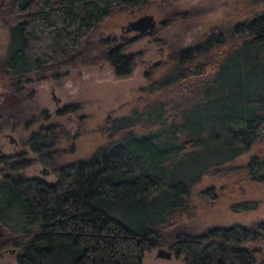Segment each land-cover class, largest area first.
I'll return each mask as SVG.
<instances>
[{
	"label": "trees",
	"instance_id": "1",
	"mask_svg": "<svg viewBox=\"0 0 264 264\" xmlns=\"http://www.w3.org/2000/svg\"><path fill=\"white\" fill-rule=\"evenodd\" d=\"M150 1L0 0L7 28L0 74L43 77L99 57L116 75H126L139 51L119 52L125 43L106 49L108 39L100 38L98 56L84 61L85 38L113 12L140 10ZM168 58L170 71L141 90L163 93L176 85L179 98L104 116L97 127L100 144L89 155L56 163L52 146L68 135L63 126L29 133L24 141L50 167L52 180L20 172L32 162L23 151L0 154V228L6 234L0 249L16 247V264H141L143 251L163 246L180 255L182 264L254 262L255 249L242 244L264 240V221L193 233L178 220L190 188L209 172L230 171L223 163L248 151L264 133V9L209 28ZM11 88L21 91L16 81ZM18 117L0 109V132L3 126L14 129ZM134 125L147 130L135 133ZM240 167L249 180L264 182V155L252 154ZM209 189L201 190L208 198ZM257 204L242 199L228 208L242 212Z\"/></svg>",
	"mask_w": 264,
	"mask_h": 264
},
{
	"label": "rangeland",
	"instance_id": "2",
	"mask_svg": "<svg viewBox=\"0 0 264 264\" xmlns=\"http://www.w3.org/2000/svg\"><path fill=\"white\" fill-rule=\"evenodd\" d=\"M262 9L264 2L252 3L250 0H151L140 10L113 12L85 38L82 49L84 61L98 56L100 48L96 43L100 38L108 39L103 48L108 49L115 43H125L119 52L139 51V58L126 75H116L113 66L99 57L91 64H80L81 61L77 60L73 64L59 66L43 72V77L33 73L22 78L0 74V109H7L19 116L14 120V129L10 126H3L1 129L0 154L11 155L23 151V156L32 159V162L19 171L25 175H37L40 161L24 140L32 131L47 125L54 128L61 125L68 135L56 138L52 146L58 151L55 162L63 163L89 155L100 144L97 127L104 116H119L130 112L134 107L141 109L144 104H153L154 101L179 98L176 85L163 93L147 94L141 90L149 81L159 79L170 71L172 61L168 54L172 49L194 44L209 28L231 24L243 12H258ZM145 12L151 13L156 21L150 30L136 33L132 30L124 31L120 27ZM6 40L7 28L0 20V58L3 56ZM14 81L21 91L12 90L11 83ZM179 88L181 90L182 84ZM50 89L58 97L57 101L51 97ZM146 130V127L140 125L132 127L135 133ZM7 133L12 135L14 141H10ZM252 154L264 155V133L253 142L248 151L223 163L231 166L230 171L214 174L209 172L190 188L186 212L178 221L188 226V230L193 233L211 225L264 221V182L249 180L240 167ZM48 168L50 169L49 166ZM40 177L53 179L48 174ZM207 186H211L209 191L212 194L209 198L201 192ZM242 199H257L258 204L252 210H229L230 202ZM4 236L5 231L0 228V239ZM242 246L255 249L252 264H264L261 262L264 240L248 241ZM17 251L12 246L1 248L0 264H16ZM141 264L182 262L180 255L174 256L173 251L169 258L156 256L155 247H152L143 251Z\"/></svg>",
	"mask_w": 264,
	"mask_h": 264
},
{
	"label": "water",
	"instance_id": "3",
	"mask_svg": "<svg viewBox=\"0 0 264 264\" xmlns=\"http://www.w3.org/2000/svg\"><path fill=\"white\" fill-rule=\"evenodd\" d=\"M156 24V21L151 13H142L134 17L133 19L128 20L125 24L120 27L123 28L124 31H135L136 33H142L147 30L153 28ZM160 50V47L158 48ZM50 95L54 99V101L58 100V97L54 94L53 89H50ZM10 141H14L12 135L7 133ZM48 174L52 177V174L49 172L47 166L39 163L37 165V175ZM155 255L159 257L169 258L171 256V251L163 248V247H155ZM261 262L264 263V256L261 258Z\"/></svg>",
	"mask_w": 264,
	"mask_h": 264
}]
</instances>
